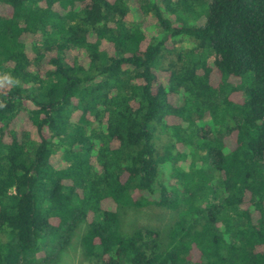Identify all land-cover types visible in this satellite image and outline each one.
<instances>
[{
  "label": "trees",
  "instance_id": "16d2710c",
  "mask_svg": "<svg viewBox=\"0 0 264 264\" xmlns=\"http://www.w3.org/2000/svg\"><path fill=\"white\" fill-rule=\"evenodd\" d=\"M0 67V264H264V0H0Z\"/></svg>",
  "mask_w": 264,
  "mask_h": 264
},
{
  "label": "rangeland",
  "instance_id": "374dc122",
  "mask_svg": "<svg viewBox=\"0 0 264 264\" xmlns=\"http://www.w3.org/2000/svg\"><path fill=\"white\" fill-rule=\"evenodd\" d=\"M203 21V18H200L195 23L202 25ZM2 71L3 68L0 67V75H2ZM175 218L174 212L158 208L127 209L122 219V231L127 234L142 227H155L165 230ZM84 229L85 226L82 224L77 234L72 238L68 249L59 256L58 261L54 264H92L81 253L79 239Z\"/></svg>",
  "mask_w": 264,
  "mask_h": 264
},
{
  "label": "clouds",
  "instance_id": "9594fccd",
  "mask_svg": "<svg viewBox=\"0 0 264 264\" xmlns=\"http://www.w3.org/2000/svg\"><path fill=\"white\" fill-rule=\"evenodd\" d=\"M5 83L14 85V84H18L19 81L11 77V75L9 74H4L3 76H0V87H3ZM2 107H5V105L3 103H0V108Z\"/></svg>",
  "mask_w": 264,
  "mask_h": 264
}]
</instances>
